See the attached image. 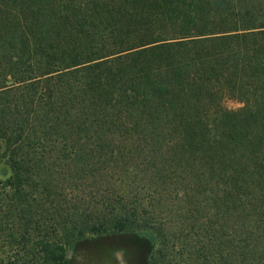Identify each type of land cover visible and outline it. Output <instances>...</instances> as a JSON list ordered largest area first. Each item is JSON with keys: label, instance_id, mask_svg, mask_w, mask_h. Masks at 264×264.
Wrapping results in <instances>:
<instances>
[{"label": "trees", "instance_id": "obj_1", "mask_svg": "<svg viewBox=\"0 0 264 264\" xmlns=\"http://www.w3.org/2000/svg\"><path fill=\"white\" fill-rule=\"evenodd\" d=\"M88 236L264 264V0H0V264Z\"/></svg>", "mask_w": 264, "mask_h": 264}, {"label": "rangeland", "instance_id": "obj_2", "mask_svg": "<svg viewBox=\"0 0 264 264\" xmlns=\"http://www.w3.org/2000/svg\"><path fill=\"white\" fill-rule=\"evenodd\" d=\"M223 108L237 110L241 103L223 99ZM147 247L122 237L88 236L69 251V264H145Z\"/></svg>", "mask_w": 264, "mask_h": 264}]
</instances>
